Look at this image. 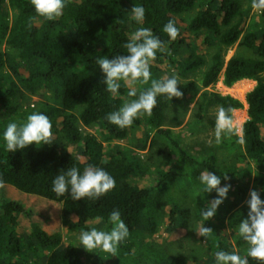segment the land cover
I'll return each mask as SVG.
<instances>
[{
  "label": "trees",
  "instance_id": "obj_1",
  "mask_svg": "<svg viewBox=\"0 0 264 264\" xmlns=\"http://www.w3.org/2000/svg\"><path fill=\"white\" fill-rule=\"evenodd\" d=\"M134 5L145 9L140 24L129 13ZM197 5L194 15L188 20L183 18ZM251 6L248 0H65L62 15L49 21L37 16L30 0H0V45L5 44V49H0V139L7 122H22L32 112L45 114L52 132L49 144H32L15 152L6 151L0 142V187L8 184L60 203L63 215L73 217L75 226L82 231L90 229L96 221L108 222L109 213L118 209L129 229V239L117 246L115 255L101 259L98 264H145V252L141 250L135 255L133 251L139 245L154 256L152 264H213L216 251L236 252V247L246 245L239 236L233 243L226 227L235 228L247 215L246 201L251 189L257 190L264 200V177L248 190L249 169H238V162L235 167L221 163L214 147L202 148L205 155L197 158L173 129L182 124V119L173 117L171 124H167L166 118L169 108H187L196 103L198 120L206 117V124L214 127L216 117L207 115L211 109L217 112L224 107L234 111L243 103L208 87L221 74L226 86L244 78L253 79L256 84L245 97L248 119L242 125V137L236 134L234 137L243 143L244 151L239 152L243 163L250 161L264 167V22H261L264 14L258 19L251 18ZM169 20L178 28L175 40L162 31ZM139 27L150 29L163 42L164 51L150 60L147 83L120 81L118 92L109 93L96 59L126 54L123 45ZM215 43L221 49L212 53L200 82L190 78L207 63L205 49ZM235 43L252 49L260 60L233 55L225 62L226 50ZM167 65L176 71L160 74ZM173 74L180 83L177 85L180 97L169 99L158 95L151 115H141L125 128L105 119L108 113L136 98L128 96L129 89L138 95L150 87L152 79ZM25 89L30 94L43 92L46 101L25 107L22 102ZM94 124L100 125L103 140L84 128ZM135 127L144 128L137 147L140 150L161 144L171 147L170 161L155 169L150 185L136 179L148 174L151 156L144 159L138 149L120 143L127 140ZM157 153H164V148H157ZM88 165L107 171L114 178L115 187L96 200H72L67 193L61 197L51 190V181L60 171L72 166L83 171ZM207 170L220 176L222 182H232L238 170L242 172L241 196L220 206L210 219L201 215L207 199L196 209L199 229L204 225L211 230L199 235L206 242L209 261L199 258L191 262L184 254H168L165 249L149 244L148 239L155 237L163 224V207L169 212L167 228L173 232L187 229L190 209L172 202L175 194L170 187L198 185L199 173ZM21 206L19 202L0 206V264H84L75 245H61L60 237H52L46 231L33 235L27 242L21 241L14 229L18 222L16 212L23 211ZM27 250L46 254L41 259H30ZM248 264L260 262L249 258Z\"/></svg>",
  "mask_w": 264,
  "mask_h": 264
},
{
  "label": "clouds",
  "instance_id": "obj_2",
  "mask_svg": "<svg viewBox=\"0 0 264 264\" xmlns=\"http://www.w3.org/2000/svg\"><path fill=\"white\" fill-rule=\"evenodd\" d=\"M264 4V0H259ZM30 3L39 17L49 21L62 15L65 0H30ZM131 18L140 24L145 16L143 6L134 5L130 10ZM162 31L170 40L178 36V28L175 22L169 20L163 25ZM126 54L112 56L111 58L100 56L96 64L105 75L104 83L109 93H117L121 87L120 81L125 83L140 81L147 83L150 79L149 62L154 59L157 52H163V42L151 30L139 27L132 32L123 45ZM180 84L175 74L166 78L152 79L150 87L141 91L138 95L134 89H129L128 96L135 99L126 101L117 110L108 113L105 119L117 126L125 128L133 123V120L141 115H151L156 104V97L163 95L172 99L180 97ZM233 109L218 108L215 118L214 137L220 142L221 137H228L239 132L231 115ZM52 132L48 117L41 112H32L24 121H9L2 132L3 147L8 152L24 149L29 145H44L50 143ZM226 178V177H225ZM198 191L212 193L215 197L207 203L206 209H201V215L207 218L214 216L217 208L227 197L230 185L221 186V177L211 171H202L197 177ZM115 187L114 178L102 167L88 165L83 171L77 167H68L60 171L51 181V190L57 196L67 193L72 200L91 199L96 200ZM247 215L240 219L236 226V234L245 242V254L239 255L235 251L225 250L214 253L215 264H248V259H254L264 264V200L260 193L251 189L246 201ZM110 229L98 230L90 228L79 233L78 239L85 250L100 249L108 253H115L119 243L128 236L129 229L121 218V212L113 209L108 215ZM211 231L204 225L196 231L199 235Z\"/></svg>",
  "mask_w": 264,
  "mask_h": 264
},
{
  "label": "rangeland",
  "instance_id": "obj_3",
  "mask_svg": "<svg viewBox=\"0 0 264 264\" xmlns=\"http://www.w3.org/2000/svg\"><path fill=\"white\" fill-rule=\"evenodd\" d=\"M206 2L207 0H203ZM216 1V0H215ZM251 1V18H256L261 14H264V4H260L259 0H248ZM198 5L191 9L190 13L184 14L183 18L189 19L192 15L196 13ZM13 15V11H11V17ZM261 22H264L262 19ZM0 49H5V44L0 45ZM221 49L220 45L215 43L209 47H206L205 55L207 59V63L200 67V69L190 75V78L196 79L200 82L203 71L207 68L208 62L211 59V55L213 52ZM233 55H242L247 57H253L260 60V57L252 49L247 48L246 46L238 45L235 43L232 47L228 48L225 52V62ZM175 72L176 70L171 66L167 65L162 71L163 72ZM223 75L221 74L219 80L211 86L212 91H218L222 94H230L233 93V97L238 98L243 106L241 108L235 109L233 111V120L235 122V126L239 128V132L235 133L237 136L242 137V125L246 119H248L247 114V102H246V94L249 89L252 87L253 82L249 84H245L244 81H237L232 86L225 87L221 83ZM181 80H185L181 78ZM253 80V79H252ZM240 82V83H239ZM256 84V81H255ZM248 85H251L248 86ZM255 86V85H254ZM253 86V87H254ZM210 87V86H209ZM237 87V88H235ZM247 87V88H246ZM249 87V88H248ZM252 87V88H253ZM251 88V89H252ZM250 89V90H251ZM248 90V91H247ZM230 91V93H229ZM247 91V92H246ZM240 94V95H239ZM23 105L33 106L37 105L40 101H46L44 97V93L30 94L26 89L23 91ZM245 96V97H244ZM197 104L192 103L187 108H175L171 107L167 110V124H171V119L173 117H177L182 119V124L175 129L178 132L177 137L181 140L182 144L197 158H201L205 155L204 151H201L204 147H214V152L219 157L221 163H225L226 165H232L235 167L238 162V169H249L248 174L246 176V181L248 183V190H250L254 182L258 179L264 177V167H258L253 162L248 161L247 164L243 163L241 156L239 155L240 151H244L242 141H238L235 139L234 134L229 135L228 137H221L220 142H216L214 137V127L206 124V117H203L201 120H198V112L196 111ZM210 117H216V110L211 109L207 114ZM3 122L6 120L1 119ZM188 124H190L188 126ZM87 131L95 133L102 140L103 134L99 124H94L91 127H85ZM144 135L143 127H135L131 130L130 135L127 140L120 141L121 144L134 147L138 149L141 157L147 159L151 156L148 163L150 164V169L147 175L136 179L141 184L150 185L154 179V171L159 166L166 165L170 159L171 147L168 144L154 145L153 147H147L144 150H140L138 145L141 144V139ZM229 142L228 145L220 144ZM0 142H3L2 138ZM79 148H82V145H78ZM164 148V153H157V148ZM245 165V166H244ZM241 171L238 170L239 176H235L234 181H221V186L230 185V189L227 193V197L223 200V203L220 206H223L228 201L234 199L237 196H241L239 187L242 185L239 180L242 175ZM178 185V184H177ZM175 185L174 187H170V191L175 194V198H173L172 202H180L184 204L190 209V218L188 220V227L185 231L181 232H173L171 229L167 228V216L169 214L167 207L162 208L163 214V224L160 226L155 237L149 238L148 243L154 245L155 247L163 248L166 250L168 254H177L181 253L187 256L191 262L198 260L199 258L208 259V252L206 249V242L199 236L196 232L199 229L198 220L196 218L195 212L196 209L207 199L208 202L215 197L216 193L213 190V195L208 196L209 193L199 192L197 189L199 185L190 184V188L188 186L178 187ZM187 195V196H185ZM185 196V197H184ZM6 202H19L22 203L23 211L18 210L16 213V217L18 218L17 225L14 229L17 231V236L21 241H28V238L33 237V235L38 234L40 231H46L51 234L52 237H60L61 245H66L68 243L76 246L78 251L81 253V257L83 259L84 264H98L101 259H109V257L116 254L108 253L101 251L100 249H91L85 250L82 248V245L79 243V233L82 232L78 227L75 226V219L71 216H64L62 213V208L60 203L56 201H50L46 198L28 194L21 190L16 189L13 186L8 184H3L0 187V206ZM245 202V197L241 201V205ZM219 206V207H220ZM218 207V208H219ZM217 208V209H218ZM111 225L109 222H95L92 224L91 228H97L98 230H109ZM227 228V233L231 241L234 243L235 238L238 237L236 234L235 228ZM129 237L127 236L124 240H122L119 244L125 243ZM36 248L35 245H33ZM246 245L241 247H236V253L242 255L245 253ZM0 246V253H1ZM117 250V249H116ZM143 251V259H145V264H152V259L154 256L146 253V248L139 245L134 248V254L137 255L139 251ZM31 254V258L41 259L46 254L45 251H36L32 252L27 250V255ZM15 255V254H14ZM26 255V256H27ZM213 264H215V260H212Z\"/></svg>",
  "mask_w": 264,
  "mask_h": 264
},
{
  "label": "crops",
  "instance_id": "obj_4",
  "mask_svg": "<svg viewBox=\"0 0 264 264\" xmlns=\"http://www.w3.org/2000/svg\"><path fill=\"white\" fill-rule=\"evenodd\" d=\"M239 81H241V82L244 81L245 84H248L247 82H249V84H251V82H253L252 87L255 85V80H252V79L244 78V79L239 80ZM239 83H240V82H239ZM252 87H251V88H252ZM251 88H250V89H251ZM250 89H249V90H250ZM247 91H248V90H247ZM247 91H246V92H247ZM245 94H246V93H245ZM244 97H245V96H244ZM247 107H248V104H247Z\"/></svg>",
  "mask_w": 264,
  "mask_h": 264
},
{
  "label": "built area",
  "instance_id": "obj_5",
  "mask_svg": "<svg viewBox=\"0 0 264 264\" xmlns=\"http://www.w3.org/2000/svg\"><path fill=\"white\" fill-rule=\"evenodd\" d=\"M221 83H222L225 87H228V86H226V85L224 84V82H223V77H222V79H221ZM208 89L211 90V86L208 87ZM214 91H215V90H214ZM217 92H218V91H217ZM220 93H221V92H220ZM229 93H230V91H229ZM225 95H227V94H225ZM229 95L233 96V93L231 92Z\"/></svg>",
  "mask_w": 264,
  "mask_h": 264
},
{
  "label": "bare ground",
  "instance_id": "obj_6",
  "mask_svg": "<svg viewBox=\"0 0 264 264\" xmlns=\"http://www.w3.org/2000/svg\"><path fill=\"white\" fill-rule=\"evenodd\" d=\"M248 86H250L251 87V85H248ZM235 88H237V87H235ZM247 88V87H246ZM249 88V87H248ZM240 95V94H239Z\"/></svg>",
  "mask_w": 264,
  "mask_h": 264
}]
</instances>
